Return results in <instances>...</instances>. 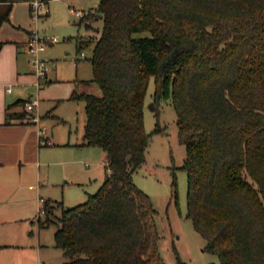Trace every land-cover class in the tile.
<instances>
[{
    "label": "trees",
    "instance_id": "16d2710c",
    "mask_svg": "<svg viewBox=\"0 0 264 264\" xmlns=\"http://www.w3.org/2000/svg\"><path fill=\"white\" fill-rule=\"evenodd\" d=\"M23 1L31 0H0V28ZM99 19L98 34L78 43L81 54L93 49L86 82L102 94L72 98L86 103L81 145L103 148L108 172L83 203L45 200L40 220L56 224L65 264H167L157 210L134 181L152 136L145 129L152 76L151 109L158 116L172 98L177 111L187 215L205 250L221 264H264V0H101L80 24Z\"/></svg>",
    "mask_w": 264,
    "mask_h": 264
},
{
    "label": "rangeland",
    "instance_id": "374dc122",
    "mask_svg": "<svg viewBox=\"0 0 264 264\" xmlns=\"http://www.w3.org/2000/svg\"><path fill=\"white\" fill-rule=\"evenodd\" d=\"M99 2L100 0H50L49 15L34 19L31 13L26 14V10L19 14L24 17L22 24L26 29L37 31L48 38L55 36L59 40L53 44L47 43L42 54L51 69L46 78L40 79L41 85L36 84L38 77L33 72L34 66L28 55L21 53V67L28 73L29 79L13 88L19 93L18 97H30L31 100L38 101L34 110L40 117L37 125L46 127V134L50 135L52 141L71 145L68 150L76 154L64 156L76 159L66 164L73 171V180L67 182L68 178L54 174L52 184L42 191L45 200L63 201L66 207L83 203L89 194L97 192L108 172L103 148L81 145L87 120L86 103L72 98L74 92L102 94L98 83L86 82L93 78L90 60L93 49L90 47L83 50V57L79 51L78 37L98 34V28L101 30L103 27V20H88L87 25L93 27L88 28L85 23L80 24L81 17L71 11L74 7L89 12ZM16 31L9 21L3 23V35H15ZM25 32L19 31L22 35ZM155 88L156 80L152 76L145 100V129L152 136L146 161L134 173V181L149 194L157 210L160 253L167 264H178L176 252L187 264H221L217 254L205 250L206 239L195 229L192 219L187 215L188 175L183 168L186 147L180 138L177 111L172 98H168L162 101L159 115L155 114L150 107ZM156 128L159 130L155 131ZM54 159L64 158L56 156ZM53 210L58 216L62 214L61 209ZM37 215L41 216V221L46 220L44 212ZM51 219L56 218L51 215ZM20 226L22 232L40 234L42 241L55 242L57 227L54 222L41 226L39 219L35 222L26 220ZM60 252L66 261L63 251Z\"/></svg>",
    "mask_w": 264,
    "mask_h": 264
},
{
    "label": "crops",
    "instance_id": "0c3cea01",
    "mask_svg": "<svg viewBox=\"0 0 264 264\" xmlns=\"http://www.w3.org/2000/svg\"><path fill=\"white\" fill-rule=\"evenodd\" d=\"M25 10L27 15L31 13L29 1L13 4L7 21L17 30L15 35H3V24L0 28V264H65L63 250L55 242L20 230L26 220H41L37 213L44 205L43 189L52 184L54 174L68 178L67 182L73 180V171L66 164L76 160L64 157L76 155L68 150L71 145L56 143L48 134L46 142H41L39 125L28 120L25 103L31 98L18 97L13 88L29 79L20 62L22 52L30 60L27 45L32 31L19 16ZM21 30L25 35L19 33ZM39 81L41 85L39 79L36 84ZM56 156L64 159L56 160Z\"/></svg>",
    "mask_w": 264,
    "mask_h": 264
},
{
    "label": "built area",
    "instance_id": "2783aa9c",
    "mask_svg": "<svg viewBox=\"0 0 264 264\" xmlns=\"http://www.w3.org/2000/svg\"><path fill=\"white\" fill-rule=\"evenodd\" d=\"M50 0H31L30 1V7H31V16L34 19H39L41 17H44L49 14L50 10L48 7V3ZM71 11L74 15L78 17H84L89 12H86L87 10H81L77 8H71ZM57 37H44L41 36L37 31H32L29 35L28 39V53L30 57V62L34 66V72L36 73L38 79H44L47 77L49 70L51 69L50 64L48 63V60L43 57V53L45 52L47 48V43H56L58 42ZM82 56L85 57V53L82 52ZM40 85V81H39ZM38 101L37 100H28L26 105V110L28 112L29 121L37 124L40 121V117L36 115L34 112L36 105ZM39 134H40V140L41 142H46L45 134H46V127H42L39 125ZM42 212H44V209H41Z\"/></svg>",
    "mask_w": 264,
    "mask_h": 264
}]
</instances>
